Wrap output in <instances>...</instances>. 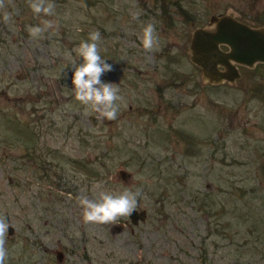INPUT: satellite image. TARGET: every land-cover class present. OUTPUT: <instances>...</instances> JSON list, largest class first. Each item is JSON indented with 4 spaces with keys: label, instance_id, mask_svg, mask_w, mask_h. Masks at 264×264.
Returning <instances> with one entry per match:
<instances>
[{
    "label": "rangeland",
    "instance_id": "obj_1",
    "mask_svg": "<svg viewBox=\"0 0 264 264\" xmlns=\"http://www.w3.org/2000/svg\"><path fill=\"white\" fill-rule=\"evenodd\" d=\"M51 2V16L28 0L0 8L5 264H264V66L208 84L187 54L190 30L210 14L264 25V0ZM45 22L33 39L27 29ZM148 23L152 52L141 43ZM92 32L112 65L101 80L123 97L111 121L76 100L65 56L79 64L75 49ZM98 182L139 191L145 219L85 223L79 198H96Z\"/></svg>",
    "mask_w": 264,
    "mask_h": 264
},
{
    "label": "clouds",
    "instance_id": "obj_2",
    "mask_svg": "<svg viewBox=\"0 0 264 264\" xmlns=\"http://www.w3.org/2000/svg\"><path fill=\"white\" fill-rule=\"evenodd\" d=\"M31 11L36 15L51 16L55 14V4L51 0H28ZM0 8H4V0H0ZM11 14L4 12L5 23L11 21ZM49 22L44 26L29 27V35L33 39L42 38L45 30L50 27ZM99 32H92L87 41H83L75 49L80 63L71 53H66V58L75 65L72 76V85L75 98L86 112L98 113L103 119L115 120L119 112L123 97L119 95L120 89L116 84L102 82L101 76L112 71V65L105 63L100 55ZM141 43L146 52L158 50L159 39L155 26L148 23L143 27ZM92 192L96 198L82 195L79 204L83 210V220L88 224H116L122 217H129L136 211L139 191L125 189L120 194H114L105 189L102 183L92 185ZM11 226L4 216H0V264H5L8 251L5 247L7 231Z\"/></svg>",
    "mask_w": 264,
    "mask_h": 264
},
{
    "label": "water",
    "instance_id": "obj_3",
    "mask_svg": "<svg viewBox=\"0 0 264 264\" xmlns=\"http://www.w3.org/2000/svg\"><path fill=\"white\" fill-rule=\"evenodd\" d=\"M187 54L198 68L202 82L232 83L240 77L239 67L252 68L256 63H264V25L240 21L229 10L210 14L205 25L190 30ZM115 172L123 179L130 175L123 168ZM145 216L144 209H136L128 219L135 225ZM7 233H11V226Z\"/></svg>",
    "mask_w": 264,
    "mask_h": 264
},
{
    "label": "flooded vegetation",
    "instance_id": "obj_4",
    "mask_svg": "<svg viewBox=\"0 0 264 264\" xmlns=\"http://www.w3.org/2000/svg\"><path fill=\"white\" fill-rule=\"evenodd\" d=\"M238 20H239V19H238ZM240 21H242V20H240ZM222 48H223V47H222ZM223 49H224V48H223ZM257 64L264 66V63H256V64L254 65V67L257 66ZM254 67H252V69H253ZM246 68H247V67H246Z\"/></svg>",
    "mask_w": 264,
    "mask_h": 264
}]
</instances>
